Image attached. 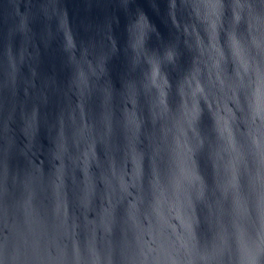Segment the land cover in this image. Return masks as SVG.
Segmentation results:
<instances>
[{
  "label": "water",
  "instance_id": "obj_1",
  "mask_svg": "<svg viewBox=\"0 0 264 264\" xmlns=\"http://www.w3.org/2000/svg\"><path fill=\"white\" fill-rule=\"evenodd\" d=\"M0 264H264V0H0Z\"/></svg>",
  "mask_w": 264,
  "mask_h": 264
}]
</instances>
